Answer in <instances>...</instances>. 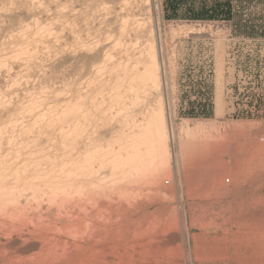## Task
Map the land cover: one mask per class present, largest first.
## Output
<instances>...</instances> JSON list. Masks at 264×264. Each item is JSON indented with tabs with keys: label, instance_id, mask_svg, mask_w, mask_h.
<instances>
[{
	"label": "rangeland",
	"instance_id": "1",
	"mask_svg": "<svg viewBox=\"0 0 264 264\" xmlns=\"http://www.w3.org/2000/svg\"><path fill=\"white\" fill-rule=\"evenodd\" d=\"M0 264H264V0H0Z\"/></svg>",
	"mask_w": 264,
	"mask_h": 264
},
{
	"label": "bare ground",
	"instance_id": "2",
	"mask_svg": "<svg viewBox=\"0 0 264 264\" xmlns=\"http://www.w3.org/2000/svg\"><path fill=\"white\" fill-rule=\"evenodd\" d=\"M129 151V150H128ZM168 251V250H167ZM170 251V250H169ZM167 253V252H166ZM165 254V253H164ZM168 254V253H167ZM130 261V260H129Z\"/></svg>",
	"mask_w": 264,
	"mask_h": 264
}]
</instances>
